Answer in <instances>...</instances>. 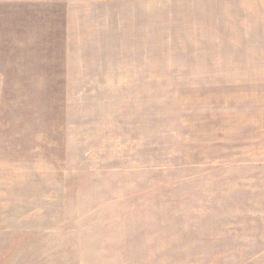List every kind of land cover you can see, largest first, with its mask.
Here are the masks:
<instances>
[{"label":"rangeland","instance_id":"1","mask_svg":"<svg viewBox=\"0 0 264 264\" xmlns=\"http://www.w3.org/2000/svg\"><path fill=\"white\" fill-rule=\"evenodd\" d=\"M0 264H264V0H0Z\"/></svg>","mask_w":264,"mask_h":264}]
</instances>
